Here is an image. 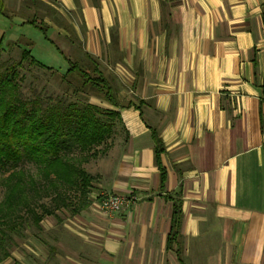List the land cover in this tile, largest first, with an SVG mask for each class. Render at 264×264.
Segmentation results:
<instances>
[{
  "label": "crops",
  "instance_id": "1",
  "mask_svg": "<svg viewBox=\"0 0 264 264\" xmlns=\"http://www.w3.org/2000/svg\"><path fill=\"white\" fill-rule=\"evenodd\" d=\"M0 6L51 32L65 63L94 61L115 100L98 105L119 114L94 200L67 216L64 243L19 264H264V0ZM100 193L127 203L104 215ZM173 199L180 222L169 243Z\"/></svg>",
  "mask_w": 264,
  "mask_h": 264
},
{
  "label": "trees",
  "instance_id": "2",
  "mask_svg": "<svg viewBox=\"0 0 264 264\" xmlns=\"http://www.w3.org/2000/svg\"><path fill=\"white\" fill-rule=\"evenodd\" d=\"M27 23L43 33L46 31L33 20ZM12 45L19 50V61L5 67L0 63L3 66L0 70V185L5 189L0 219L8 222L19 218L18 213L24 211L39 228L45 216L68 209L76 214L88 207L96 177L83 165L116 136L119 114L113 109L71 99L67 94L52 97L34 93L23 98L16 81L22 63L51 74L53 68L34 59L30 49L24 46L26 43ZM3 49L0 41V53ZM89 62L92 66L84 67L66 60L68 67L60 75V83L73 87L71 95H96L103 103L115 106L108 80L94 61ZM154 139L157 159L160 147L156 136ZM24 161L35 168V176L22 172L20 164ZM159 178L162 186L164 172L160 168ZM44 196L49 203L39 204L38 200ZM179 222L180 201L173 199L169 243L177 235ZM8 228L12 230L15 226ZM8 237L0 228V262L9 256L5 249Z\"/></svg>",
  "mask_w": 264,
  "mask_h": 264
},
{
  "label": "rangeland",
  "instance_id": "3",
  "mask_svg": "<svg viewBox=\"0 0 264 264\" xmlns=\"http://www.w3.org/2000/svg\"><path fill=\"white\" fill-rule=\"evenodd\" d=\"M21 22L19 16H12L0 6V41L4 48L0 53V63L5 67L15 65L19 61V50L16 46L12 45L15 42H19L22 45L26 43L24 46L30 49V54L34 59L45 66L53 68V73L51 74L35 66H30L26 62L22 63L21 67L17 70L18 76L16 81L18 82V90L23 98H29L34 93L52 97H62L64 96L63 94H67L71 99H78L98 105V102H100L98 96L71 95L73 87L67 88L64 87V84L60 83L59 77L68 65L65 63L61 53H59L60 51L58 52L61 49L60 46L57 44L59 46L57 50L50 43L49 38H53L52 34H50L51 32L43 33L39 29L30 25H24ZM34 22L38 25L36 21ZM3 66L0 67V70H2ZM115 129L119 130L118 126ZM117 137V135L112 136L106 142V147L103 146L99 149L98 155L95 158H91L88 162L84 163L83 167L91 176H96L99 163L111 151ZM20 168L25 174L36 175L35 168L25 161L20 164ZM4 194L5 189L0 185V206L4 199ZM38 202L45 205L49 203L45 196L41 200H38ZM39 212L40 210H38ZM71 214L68 209L57 211L52 216H45L39 223V228L35 226L31 216L26 215L24 211L18 213L19 218L12 219L11 221L7 222L4 218L0 219V222L1 220L4 221L0 224V228L9 236L5 239V249L9 253V256L1 261L0 264H19L18 258L20 256H25L28 262L30 260L29 256L32 255L30 250L34 251L37 246L39 253L43 252L47 254L48 249L45 247H48L53 239L61 240L64 243L66 237L61 232L62 224L65 223L67 216ZM53 221L56 224H52ZM13 226H15V229L11 230L8 228Z\"/></svg>",
  "mask_w": 264,
  "mask_h": 264
},
{
  "label": "built area",
  "instance_id": "4",
  "mask_svg": "<svg viewBox=\"0 0 264 264\" xmlns=\"http://www.w3.org/2000/svg\"><path fill=\"white\" fill-rule=\"evenodd\" d=\"M97 198H100V202L96 205L100 212H102L104 215H110L115 211H120L127 203V201L122 197L105 193L98 194ZM92 199L93 198L91 197V201Z\"/></svg>",
  "mask_w": 264,
  "mask_h": 264
}]
</instances>
